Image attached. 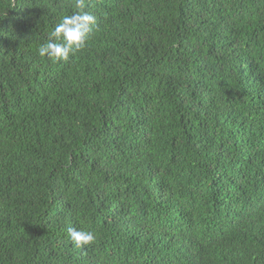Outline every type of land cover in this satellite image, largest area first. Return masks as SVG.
<instances>
[{
  "label": "trees",
  "instance_id": "1",
  "mask_svg": "<svg viewBox=\"0 0 264 264\" xmlns=\"http://www.w3.org/2000/svg\"><path fill=\"white\" fill-rule=\"evenodd\" d=\"M0 264H264V0H0Z\"/></svg>",
  "mask_w": 264,
  "mask_h": 264
}]
</instances>
